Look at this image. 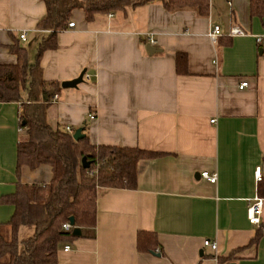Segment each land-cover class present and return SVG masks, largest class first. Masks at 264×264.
<instances>
[{
	"label": "crops",
	"instance_id": "obj_1",
	"mask_svg": "<svg viewBox=\"0 0 264 264\" xmlns=\"http://www.w3.org/2000/svg\"><path fill=\"white\" fill-rule=\"evenodd\" d=\"M45 15L43 0H0V65L16 64L9 51L16 41L35 62L48 35L37 27ZM69 20L75 27L57 33V48L40 60L42 79L59 86L43 96L46 123L81 128L94 146L160 155L137 163L135 190L100 192L95 228L80 229L68 251L61 246L57 264H264V234L254 243L260 224L247 219L249 202L262 199L257 167L264 179V18H251L249 0H210L206 18L167 12L155 0L92 21L74 9ZM213 25L225 34L235 25L246 35L212 44ZM147 45L158 51L150 55ZM178 53L187 57V73L176 72ZM83 71L76 88L61 87ZM243 81L248 86L240 90ZM26 101L23 91L22 101L0 103V197L16 189L17 146L28 138L20 124ZM203 172L216 174V183ZM51 178L48 165L20 171L34 200L47 197ZM13 211L0 204V226ZM141 231L156 234L160 253L137 252Z\"/></svg>",
	"mask_w": 264,
	"mask_h": 264
},
{
	"label": "trees",
	"instance_id": "obj_2",
	"mask_svg": "<svg viewBox=\"0 0 264 264\" xmlns=\"http://www.w3.org/2000/svg\"><path fill=\"white\" fill-rule=\"evenodd\" d=\"M155 0H43L46 15L38 24L39 30L48 32L40 42L36 59L28 63L27 49L16 41L10 48L17 58L14 65H0V103L22 101L20 124L26 128L27 141L17 146V183L15 192L0 197V204L10 205L14 211L10 221L0 226V264H57V252L66 243L74 241L73 228H95L97 198L105 189L135 190L137 163L142 159L156 158L160 154L136 148L94 146L87 135L78 141L59 128H51L45 120L48 102H43L47 87L59 91L57 83L47 84L42 79L40 60L44 52L57 48V33L67 29L74 9L83 12L87 21L96 15L123 11ZM167 12L192 10L198 17L209 15L210 0H161ZM251 18H264V0H249ZM187 57L176 54V72L187 73ZM24 124V125H23ZM89 164L82 167L81 160ZM23 165L34 170L41 165L51 168L52 178L47 197L34 200L20 183ZM258 195L264 200V179L259 182ZM264 208V203H263ZM260 222L253 242L264 234ZM72 220V222H71ZM24 231V234L21 232ZM156 234L138 232V253L159 252Z\"/></svg>",
	"mask_w": 264,
	"mask_h": 264
},
{
	"label": "built area",
	"instance_id": "obj_3",
	"mask_svg": "<svg viewBox=\"0 0 264 264\" xmlns=\"http://www.w3.org/2000/svg\"><path fill=\"white\" fill-rule=\"evenodd\" d=\"M74 27H75V22L73 20H69L67 24V29H73ZM225 35L230 38L231 37H244L246 35V32L240 27L232 25L225 34L223 33L219 25H213L208 33V38L212 44H215L217 43L220 37L225 36ZM19 40L21 42H24L26 40V34L21 33L19 35ZM260 41L261 39L258 38L257 42H260ZM247 86H248V82L243 81L240 83L238 88L242 90L244 88H247ZM56 101H57V95H54L52 99L50 100V102L53 103ZM88 119L89 121H94L96 119L95 114L89 113ZM211 123H214V120L211 121ZM65 132L72 134V135L74 134V130H72L70 127H66ZM200 176L212 184H215L217 181L216 174H209L207 172H203L200 174ZM254 178H255L256 183H259L262 180L261 169L259 167L255 169ZM262 215H263V200L259 198H254L251 202H249L247 206V219L251 225L258 226L261 222ZM63 230L72 231L73 227L69 223H66L63 225ZM203 245L205 247L210 248L212 251H215L217 249V244L209 240H205L203 242ZM69 249L70 247L68 245H65L63 248L64 251H68Z\"/></svg>",
	"mask_w": 264,
	"mask_h": 264
},
{
	"label": "water",
	"instance_id": "obj_4",
	"mask_svg": "<svg viewBox=\"0 0 264 264\" xmlns=\"http://www.w3.org/2000/svg\"><path fill=\"white\" fill-rule=\"evenodd\" d=\"M146 51L151 55V54L156 53L158 50H156L155 48H153L150 45H147L146 46ZM84 73H85L84 71L81 72V74L74 80L62 82L61 87L63 89L76 88L78 84H81L83 82L82 78H83ZM72 137H73V139L75 141H78L80 138H82L83 137L82 129L79 128V129L75 130V132H74ZM81 164H82V167L85 168V169H87L88 166H89V164L85 161L84 158L81 160ZM71 222H72V220H71ZM80 235H81L80 229L79 228H73L72 236L79 237Z\"/></svg>",
	"mask_w": 264,
	"mask_h": 264
}]
</instances>
